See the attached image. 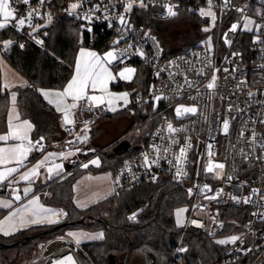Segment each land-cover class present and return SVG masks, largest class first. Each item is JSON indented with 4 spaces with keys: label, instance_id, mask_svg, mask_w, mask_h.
<instances>
[{
    "label": "built area",
    "instance_id": "obj_1",
    "mask_svg": "<svg viewBox=\"0 0 264 264\" xmlns=\"http://www.w3.org/2000/svg\"><path fill=\"white\" fill-rule=\"evenodd\" d=\"M127 2L128 0H84L83 8L77 10L81 17L90 8L100 6L99 11L93 13V19L89 22L75 15H69V5L53 7L52 3L45 0L41 7L39 1L30 0V5L26 6L22 0L20 3H12L10 0V6L16 10V20L25 16L28 11L36 9L40 12V16L33 19V24L43 27L32 34L36 39L29 35L32 31L29 27L17 31L16 20L10 22L8 27L13 28L43 51L47 50L45 46L47 33L43 31L44 28L66 19L80 24L82 32L89 35L91 46L97 36L105 34H110L112 38L109 50L113 49L115 41L120 40L115 50L119 53L121 49L127 48L128 56L122 58L123 62L118 59L111 63L112 69L116 73H120L126 67L135 69L130 80L132 81L137 74V64L141 63L147 67L152 78L146 94L139 88L132 91L131 103L125 111L132 114L135 109L147 103L155 107L162 101H171V103L166 107L168 112L148 133L143 149L137 155L125 159L122 166L112 173L115 193L161 179L180 185L188 196V204L181 208L187 211L183 213L184 223L180 227L195 233L207 234L216 245L222 247L220 264H233L240 260L244 261V264H264V199H262L264 148L261 147L264 144V129H261L264 126L261 122L264 121V43L253 42L256 39V28L252 32H244V16L235 10L237 6H243L248 19L253 20L255 25L264 24V16L258 14L264 12V0H231L228 8L222 7V0H213L216 5L212 9L216 14L215 26H212L210 17H202L199 13L201 8L208 10L207 0H146L149 3L147 9L134 5L132 12L125 14L132 31L125 32L121 39L116 17L124 13L122 5ZM165 4L179 5L175 17L182 14L197 15L208 22L206 27L210 30L204 31L200 43L196 42L192 46L166 53L160 45L162 51L158 50L156 42L152 39L144 37L146 29L136 25L135 11H148L151 19L157 21L173 19L161 14L164 12L162 6ZM153 5L157 7L154 8ZM106 13L109 14L112 27H109V20L104 19ZM47 14L52 15L51 23L47 19ZM233 23H238L235 33L229 32ZM88 28L91 31H88ZM226 32L228 39L232 41L231 46L224 43L223 34ZM259 35L260 40L264 41V29ZM150 36L154 37L152 34ZM36 40H42L43 43L38 44ZM129 44L136 45L144 56L136 54L134 48L128 47ZM184 48L188 50L184 51ZM233 53L238 55L233 56ZM209 61H211L210 65ZM201 68L206 75L197 74ZM213 73L217 76L216 87L209 90L205 85L210 82ZM186 79L193 82L195 87L189 88ZM248 93L252 95L249 96ZM157 95L165 98L155 102L153 97ZM83 103L81 101L80 104ZM181 105L196 107L198 111L195 114L189 113L177 117L175 109ZM79 113V121L65 131L64 145L67 149L71 148L72 152L86 147L91 130L111 114L108 108L102 105L93 107L91 111L81 106ZM224 120L229 122L227 133L223 130ZM86 122L90 131H88V139L81 142L76 137L84 135L81 130ZM169 122L181 131L169 133L167 130ZM253 131L256 133L255 143L251 141ZM241 133L244 135L242 136ZM173 140L176 141L175 144L172 143ZM44 142L47 144L44 139L43 151H45ZM188 143L191 144L190 148H187ZM154 146L160 151L157 152ZM47 147L51 146L47 144ZM181 147L187 149L182 164L183 171L187 175L176 178L175 168L168 161L174 162ZM166 148L167 152L164 151ZM209 152L212 155H209ZM145 154L150 160L159 158V163L150 168L146 167ZM209 162L226 165L223 178L215 176L216 173L221 172L219 168H214L212 172L206 171ZM227 176H232L233 179L229 181ZM153 177L156 179L153 180ZM205 185L208 189H204ZM189 189H192L191 195ZM252 189H259L260 195H253L251 203H243V198L251 195ZM14 190L16 188L10 182L0 183V198L13 197ZM213 196L217 198H207ZM232 196H236L241 202L236 203ZM148 208V203L142 204L133 212L137 213V216L136 220L131 222H136L138 215ZM59 212L63 213L59 218L64 221L68 213L64 209H59ZM193 220L198 223L193 224ZM221 223L223 227H220ZM232 236H238L240 239L235 243H217L218 240H227ZM183 248L187 251H176L169 264H187L189 247L185 245ZM81 252L73 239L61 235L42 243L40 252L22 264H54L55 261L69 254L73 256L76 264H88Z\"/></svg>",
    "mask_w": 264,
    "mask_h": 264
},
{
    "label": "trees",
    "instance_id": "obj_2",
    "mask_svg": "<svg viewBox=\"0 0 264 264\" xmlns=\"http://www.w3.org/2000/svg\"><path fill=\"white\" fill-rule=\"evenodd\" d=\"M74 1L76 0H53L52 6L66 7ZM150 17L148 11H135V23L139 27L145 28ZM43 31L47 33L46 51L10 27L0 31V51L3 50V41H13L2 55L28 83L25 88L15 89L18 110L24 119L30 120L34 125L33 139L44 137L51 146L62 144L66 132L59 114L44 100L40 89H64L73 77L78 51L85 47L104 54L111 48L112 38L110 34L97 36L91 46L90 37L82 32L80 24L68 19L51 24ZM21 44L24 45L23 48L20 47ZM137 67V74L132 81L119 82L113 87L131 91L139 88L146 94L152 78L146 66L138 63ZM9 96V91H2L0 71V133L7 130ZM169 103L171 101H162L155 110L152 104L147 103L135 109L132 114L121 111L115 115L110 114L106 119L130 115L133 122L127 132L137 122L146 140L151 129L168 112L166 107ZM143 147L144 144H130L125 155L107 152L109 147L100 149L97 155L101 159V166L96 170L92 171L89 167L69 171L64 177L49 181L45 186H37L33 193L40 195L46 206L64 209L68 216L56 224L32 227L5 238L0 236V264H7L8 259L18 258L30 246H39L66 231L76 230L104 233L102 240L87 245L99 249L105 264H129L140 257L137 249L143 244L163 249L172 258L180 243L189 247L187 264H220L222 247L216 245L207 234L185 230L177 224L176 211L188 204V196L182 186L167 179L142 183L115 193L87 210L75 207L74 185L82 175L87 172L113 173L122 166L125 159L137 155ZM144 203H148L149 208L138 215L136 222L129 221L128 217ZM244 263L240 260L233 264Z\"/></svg>",
    "mask_w": 264,
    "mask_h": 264
},
{
    "label": "snow or ice",
    "instance_id": "obj_3",
    "mask_svg": "<svg viewBox=\"0 0 264 264\" xmlns=\"http://www.w3.org/2000/svg\"><path fill=\"white\" fill-rule=\"evenodd\" d=\"M12 3H20L21 0H11ZM23 4L28 6L30 5V0H22ZM41 7L44 5L45 0H39ZM83 3L84 0H79L77 3H71L68 6V14L69 15H75L77 18H82L86 21L91 22L93 19V13L99 11L100 6L97 5L95 7H92L88 10V12L84 13V15L81 17L80 13L77 11L78 9L83 8ZM208 3V10H205L201 8L199 10V13L202 17H210L211 18V23L212 26H215V21H216V14L212 9L216 6L213 3V0H207ZM231 4V0H222V7L228 8ZM136 5L140 8L147 9L149 7V3L146 2V0H128L127 3L123 4L124 8V13L119 14L116 19L119 23V29L118 31L121 33V39H123V34L125 32H130L132 31V26L129 22L128 19L125 18V14L129 13L132 9L133 6ZM153 7H157L153 5ZM164 9V12L161 13L163 14L166 18H174L177 16L178 12L176 9L179 8V5H169L165 4L162 6ZM237 12H240L244 16V27L243 30L245 31H253L252 25L255 23L253 20L248 19L246 16V9L243 6H237L235 8ZM16 10L12 7H10V0H0V30L5 29L10 25V22L12 20H16ZM261 16H264V12L258 13ZM40 16V12L36 9H33L31 11H28L25 16H21L18 20H16V30L21 31L23 30L24 27H29L31 28V32L29 33L30 36H32L33 39H36L33 33H36L39 28L43 27V25H34L33 24V19L35 17ZM47 19L49 23L52 21V15L47 14ZM96 19H99V17H96ZM105 20H109V14L106 13L104 15ZM109 27H112V23L109 20ZM238 28V23H233L229 29V32L235 33ZM256 39L253 41L254 43H264V41L260 40V32L262 29H264V24H256ZM88 31H91L90 28L87 29ZM210 29L208 27H205L203 31L207 32ZM46 34V33H45ZM145 38L152 39L154 42L157 44V49L162 51L159 47L158 41H156L155 37H151L150 33L145 32L144 33ZM223 39L224 43L227 44L228 46H231L232 41L228 39V33L223 34ZM36 43L42 44V40H36ZM120 40H117L114 42L113 49L109 50L107 53L104 54L103 57L98 56L95 52H87L85 53L83 49H81L79 53V57H86L83 62H81V59L78 57L76 64H75V73L72 77V79L68 82V84L65 86V88L62 91H56L55 96L56 100H49V103L55 104L56 110L58 112L63 113V123L65 125H73L74 120L72 119V110L77 109L78 107H83L85 110L91 111L93 107H98L100 104L104 103V97L103 96H96V95H88V90L91 89L92 91H96L98 88L103 91L107 92V81L110 79H114L115 77L111 72H109L108 68L105 67V63H112L115 60H121L123 62L122 58H126L128 56V49H121L120 52H116L115 47L119 45ZM13 44L12 40H6L3 41V47L7 49L9 46ZM21 48L24 47V45H20ZM129 48H134L136 51V54L140 55L141 57L144 56V53L140 51L139 48L136 47L134 44H129ZM238 55V53H233V56ZM211 64V61H209V65ZM227 71V69H225ZM135 72V69L133 68H124L120 73L117 75L121 78L124 79H131L132 74ZM198 75H206L204 72V69L201 68L199 72L197 73ZM216 79L217 76L215 73L211 75V80L210 82L205 85V87L209 90L214 89L216 87ZM186 84L189 88L195 87L193 82L188 81L186 79ZM46 94V93H45ZM47 95V94H46ZM129 93H123L121 94L118 99L123 100L124 106H127L129 103ZM249 96L252 95V93H248ZM71 99L73 102L71 104L66 103L68 99ZM165 97L163 96H154L153 99L155 102H159L161 99H164ZM15 94L13 93L12 95V101L13 104L15 103ZM83 101V105L80 104V102ZM113 101L109 100L108 104H112ZM115 111V109H112ZM155 110V106L154 109ZM13 110H10L9 112V132L5 135H0V141H4L5 143L8 140H18L21 143L9 146L7 148H0V165H7L9 163L15 162L18 165H23V161L27 159L28 154L33 151H43V141L44 137H40L36 141H32L29 139V131L32 128V125L28 121H22L16 125L12 124V115H13ZM198 111L196 107H184V106H178L175 109L177 117L183 116L185 114H195ZM16 119H19L17 116ZM264 123V121H261ZM229 129V122L228 120L223 121V130L225 133L228 132ZM167 130L169 133H175L178 131H181V129L174 128L172 123L169 122L167 124ZM84 132L83 136L78 135L76 139L80 140L81 142H85L88 139V129L87 127V122L84 125V128L81 130ZM243 136L244 133H241ZM251 141L255 143L256 141V133L253 131L251 133ZM26 142V143H25ZM71 143V141L69 142ZM173 144L176 143L175 140L172 141ZM191 144L188 143L187 148H190ZM211 146H209L210 148ZM262 148H264V144L261 145ZM155 148V146H154ZM157 152L160 151L159 148H155ZM186 148L181 147L179 150V154L175 156L174 162L173 161H168L169 164H171L175 168V177L179 178L181 175H187L183 171L182 164L184 163L185 155H186ZM76 151H80V149H77ZM165 152L168 151V149H164ZM243 151V150H241ZM57 155L56 153H49L47 154L42 160L38 161L36 165L30 169L29 172H25L21 175L22 180H29L30 176H36L39 175V169L45 165L46 162H48L49 157ZM61 157L67 158L65 153H60L59 154ZM209 155H212L211 152H209ZM245 159H247V155H245ZM91 164L99 166V160H92L90 161ZM159 163V158L158 159H152L150 160L148 155L145 154L144 156V165L146 167H151L152 165H156ZM82 167L87 168L88 164L82 165ZM226 165L224 163H219V162H209L208 165H206V171L207 172H212L214 168H219L221 172H218L215 174L216 178H223L224 177V172L223 170L225 169ZM54 168L57 170L56 174L59 175V171L61 169V165H55ZM19 169L18 168H6L5 171H0V182L5 181L10 177L13 173L17 172ZM49 175L48 179L52 178L53 174V167H49L47 169ZM156 177H153V180H155ZM227 179L231 181L233 179L232 176H227ZM12 183V181H10ZM204 189H208V186L205 185ZM202 189V191L204 190ZM18 190H14V193L17 192ZM31 191V188H25L24 189V195L27 196L28 193ZM189 194L191 195L192 189H189ZM222 191V190H221ZM253 195H260V190L259 189H252L251 195L248 197L243 198V203L248 204L252 202V196ZM14 198L16 200H20L21 197L18 194L14 195ZM209 199H216L217 197H207ZM233 201L236 203H240L241 201L236 197L232 196ZM264 199V197H262ZM39 197H33L32 200L29 201V204L26 205L23 209H17L16 212L10 213L9 217H7V220H12L14 217L19 216V223L21 225H24L25 223H30V224H39V223H56L58 222L57 220H52L50 217L52 216H60L63 215L62 212H56L55 210L52 209H47L44 208L43 206L39 205ZM4 207H10L11 202H7L3 205ZM30 212L31 213V219L26 220L23 215H20L21 212ZM187 211L186 209H179L176 213L177 216V224L179 226H183V219L181 218L183 213ZM253 215H257V213H253ZM137 213H133L128 217L130 221H135L136 220ZM193 224H197L198 222L193 220ZM12 228H15L14 224L9 225ZM220 227H223V224H220ZM4 225L0 223V231H4ZM7 234V232H5ZM68 236L71 237L75 244L79 246L82 241L86 240H102L104 238V233L99 232V233H84V232H70L68 233ZM240 237L238 236H232L227 240H218L217 243L219 244H226V243H235L238 241ZM178 252H185L187 251L186 248H179L177 249ZM250 251V249H249ZM54 264H76V261L73 259V256L71 254L63 257L62 259H59L54 262Z\"/></svg>",
    "mask_w": 264,
    "mask_h": 264
},
{
    "label": "crops",
    "instance_id": "obj_4",
    "mask_svg": "<svg viewBox=\"0 0 264 264\" xmlns=\"http://www.w3.org/2000/svg\"><path fill=\"white\" fill-rule=\"evenodd\" d=\"M47 2L52 3L53 0H47ZM14 21L15 20H12L11 22H14ZM80 50L78 51V53L80 52ZM78 57L79 56L77 54L76 61H77ZM79 58L81 59V62H83L84 59L82 57H79ZM0 71H1L2 91H9V95H10L9 96L10 97V105H9L8 115H7V130L3 133H0V135H5L9 132V112H10V110L14 109L13 115H12V124L16 125L22 121L30 122V124L32 125V128L29 131L28 135H29V139L32 140L33 139L32 135H33V131H34V125L32 124V122L30 120L24 119L20 115V112H19L18 107H17V93L15 92L16 88H25L28 84L27 80L25 77H23L18 71H16V69H14L5 60L1 51H0ZM74 73H75V67H74ZM62 90L63 89L57 90V89L43 88V89H40V93H41L42 97L44 98V100L50 106H52L54 108V110L59 114L63 130L66 131V128H68L69 126H72V125H65L63 123V119H62L63 113L58 112L56 110L54 103H52V104L49 103V100L55 101L57 99L55 96V92L56 91H62ZM13 93L15 94V97H16L14 104L12 101ZM131 95H132V91L130 90V98H131ZM72 102L73 101L70 98L66 101V103H68V104H71ZM112 106H114L112 108H115L114 103H112ZM122 111H125V109H123ZM115 114H117V113H115ZM115 114L111 113V115H115ZM17 116L19 117V119H16ZM112 118H115V116L110 117L109 119H112ZM72 119L74 120V124H76L79 121V119H80L79 107L77 109L72 110ZM109 119H105V120H109ZM105 120H103V121H105ZM103 121L99 122L97 124V126L91 130V134L94 133L97 136V139H96L97 141H98L100 134L103 131V128H102ZM131 124H132V122L130 121V126H131ZM129 127H128V129H129ZM127 130L125 131V133L127 132ZM121 140H123V139H119L118 141H116L115 144H119L118 142H120ZM19 143H21V142L18 140H11V139L8 140L6 143L4 141H0V148H7L9 146L16 145ZM56 145L57 144H55V146L52 145L49 149H47L43 152H40V153L36 152L35 150L31 151L28 154L27 159H25L23 161V165H18L15 162L9 163L7 165H0V171H5L6 168H18L19 169L17 172L13 173L10 177H8V179H6L3 182L12 181L11 184H13L15 186L16 190H18L17 192H15V194H22V197L20 200H16L14 198V196L11 198H9V197L0 198V205H3L7 202H11L10 207L0 206V221H2L10 213H13L14 209L15 210L23 209L26 205L29 204V201L32 200L33 197H39L38 203H39V205L43 206L44 208L52 209V210H55L56 212H59V208H53L50 206H46L43 203V201L41 200L40 195H35L33 193L34 190L37 188V186H45L47 184V182H49V181H52L56 178H62L71 169V166L68 164V161L73 157L72 156L73 154H71L72 152L70 150H68L67 148H64V150L57 148L58 145L57 146ZM99 145H101V144L99 143ZM104 148H106V147H104ZM68 151H70L71 153H67ZM62 152L65 153L67 158L61 157L59 155ZM49 153H56L57 155L49 157L48 162H46L45 165L39 169V175L30 176L29 180H27V181L21 179V175L23 173L29 172L30 169H32V167L34 165H36L38 161L42 160ZM57 164L61 165V169L58 170L59 175L56 174L57 170L54 168V166ZM88 165H89L88 167L97 166V165H94L91 163H89ZM49 167H53V169H54L51 179H48L49 173H48L47 169ZM0 183H2V182H0ZM25 188H31V191L28 193L27 196L23 197ZM114 194H115V191H114V184H113V176H112L111 172H102V173L87 172L84 175H82L78 179L76 184L74 185V205L78 210H87V209L91 208L92 206L110 198ZM27 213L22 211L20 215L27 214ZM57 217H58L57 218L58 222H61L62 220L59 218V216H57ZM15 218H19V216L15 217ZM31 218H32L31 215H28V217L25 219L30 220ZM51 218L52 217H50V219ZM17 224H20L19 221L17 222ZM52 224L53 223H47V222L39 223V224L25 223L24 225H19L18 227H16V230L22 231V230L29 229V228L36 227V226H44V225H52ZM19 231H17V232H19ZM71 232L87 233L85 231H80V230L71 231ZM16 233H14V234H16ZM10 236H12V235H10ZM91 241L92 240H86L85 242L91 243ZM137 252L139 253V255L141 257L144 258V260L146 262H152V263L155 262L157 264H164V261H163V259H164L163 253L164 252L161 249H156V248H153L147 244H143L137 249ZM99 253H100V251H99ZM154 257L156 259H154ZM101 260L104 261V259L102 257H101Z\"/></svg>",
    "mask_w": 264,
    "mask_h": 264
},
{
    "label": "rangeland",
    "instance_id": "obj_5",
    "mask_svg": "<svg viewBox=\"0 0 264 264\" xmlns=\"http://www.w3.org/2000/svg\"><path fill=\"white\" fill-rule=\"evenodd\" d=\"M72 3H77V0ZM147 23L148 25L145 27L146 32L152 34L156 38L160 47L165 52L171 53V52H175L180 47H183V46L189 47V46H192L196 42L200 43L204 35L203 29L206 27L208 22L197 15L187 16L186 14H182L178 17H175L173 19L166 20V21H157V20L151 19L150 17ZM252 28L253 30H255V23L252 25ZM244 32L249 33V31H245V30ZM9 47L7 49H9ZM7 49L3 47V50L1 52ZM82 49L84 50L85 53L95 52L100 57H103L105 54V53L101 54L97 50L92 49V48L84 47ZM79 53H78V56H79ZM82 58L85 59L86 57H82ZM105 67L108 68L109 72H111L113 76L115 77L114 79H110L107 81V92H103L99 88L96 91H92L91 89H89L88 95L103 96L104 103H102L101 105L107 107L110 113L115 114V113L122 111L123 109H126V107L130 105L131 103V98L129 95L128 97L129 103L127 104V106L124 107L123 100H119L118 97L123 93L130 94V90L115 89L113 85L119 82H122V83L130 82L131 79H124V78L119 77L117 75L118 73H116L112 69L111 63L110 64L105 63ZM109 100L113 101V103L115 104V108H112L114 107L112 106V104H108ZM112 109H115V111H113ZM130 121L133 122V118L130 115L120 116V117H115L109 120H105L103 121V124H102L103 131L98 138L99 142L96 140L97 136L94 133H92L89 135V142L87 146L81 148L80 151H76L77 150L76 149L75 152H72V149L69 148L68 150H70L72 153L70 151H68L67 153L73 154L72 155L73 157L68 161V164L71 166V169L69 171L74 172L77 169H82V170L88 169L89 167L85 168V167H82V165L89 164L90 161L98 159L99 166H95V167L91 166L92 171L96 170L97 168L101 166V159L97 155L98 151L100 149H104V147L106 148L109 147V150H107V152L114 151V148L118 145L115 143L119 139H123L121 141H128L130 142V144L137 143L138 145H143L145 143V136L143 134V131L139 128V124L137 122L134 123L133 129H130L128 132L125 133V131L130 126ZM261 129H264V126H262ZM99 143L101 145H99ZM44 145H45V150L49 149L47 147V144H45V142H44ZM57 148L64 150L65 148L64 141L62 142V144L58 145ZM125 154L126 153H124L123 155ZM18 195L22 197V194H18ZM23 197H25L24 194H23ZM13 212H16V210L14 209ZM9 215L7 217H9ZM22 215L25 218H27L28 215H31V213L28 212L27 214H22ZM7 217H5L2 221H0V223L4 225V229H5L4 231H0V236L4 238L10 235H13L17 231H19V230H16V227L21 225V224H17V222L19 221V218L14 217L12 220H7L6 219ZM57 218H58L57 216H52L51 219L58 221ZM181 218L183 219V215ZM176 221H177V216H176ZM56 223H53V224H56ZM10 224H14L15 228L10 227L9 226ZM80 231H83V230H80ZM5 232H7V234H5ZM70 232L71 231H66L63 233L64 235L62 234V236H68V233ZM98 241L99 240H92L91 242L93 243V242H98ZM183 246L185 245L180 243L175 249V252L177 251L179 247H183ZM79 247L82 250L81 252L82 257L87 261L88 264H105V262L101 260L102 256L99 253V249H96L94 247H91L90 245H87L85 241H82ZM40 249H41V245L30 246L26 250H24V252L18 258L14 260L8 259L7 264H22L26 260L36 256L40 252ZM161 250L164 252L163 253L164 254V259H163L164 264H169L171 257L168 256L166 251H164L163 249ZM154 259L156 258L154 257ZM129 264H157V263L146 262L144 258L140 256L136 260L131 261Z\"/></svg>",
    "mask_w": 264,
    "mask_h": 264
},
{
    "label": "water",
    "instance_id": "obj_6",
    "mask_svg": "<svg viewBox=\"0 0 264 264\" xmlns=\"http://www.w3.org/2000/svg\"><path fill=\"white\" fill-rule=\"evenodd\" d=\"M158 11V8L156 9ZM184 51H187L188 48H184L183 49ZM130 147V142L128 141H122L120 142L115 148H114V153L116 155H123L124 153L127 152V150L129 149Z\"/></svg>",
    "mask_w": 264,
    "mask_h": 264
}]
</instances>
